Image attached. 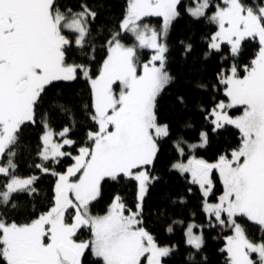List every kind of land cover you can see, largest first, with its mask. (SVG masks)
Listing matches in <instances>:
<instances>
[{
	"label": "snow or ice",
	"instance_id": "1",
	"mask_svg": "<svg viewBox=\"0 0 264 264\" xmlns=\"http://www.w3.org/2000/svg\"><path fill=\"white\" fill-rule=\"evenodd\" d=\"M180 0H129L127 14L120 27L131 33L134 42H121L120 33L108 40V56L95 79L89 76L85 65H69L65 56L72 41L65 32L75 34V44L84 47L90 34V19L96 12L87 5L82 10L61 11L55 0H0V157L7 150L8 160L0 165V175L8 178L0 191V205L12 203L13 193H34L38 177L20 178L14 175L15 152L11 150L18 141L21 126L33 121L34 110L45 86L58 80H72L77 71L91 79L98 130L89 132L90 147H82L75 163L65 173H55L54 205L46 213L28 223L8 222L0 216V260L5 264H84L86 253L102 259L103 264H142L147 254V264H161V258L172 251L160 247L142 226L141 202L148 186L156 178L147 166L151 165L159 151L157 140L169 135L168 125L158 123L156 100L172 79L166 69L167 46L158 42L166 36L171 22L179 15ZM210 18L218 25L211 37L209 48L219 50L222 41L231 45L233 55L238 54L241 42L246 38H258L260 48L244 67L245 75H238L237 66H231L230 74L222 75L225 94L230 103L223 101L210 110L213 131L225 125H235L242 134L240 146L231 152V158L222 155L216 163L192 157L187 163L177 162L173 168L190 173L192 182L199 184L203 195L212 193V171L218 170L223 193L215 204H205L210 218L221 226L231 227L234 235L227 237L226 251L229 264H256L251 258L257 254L258 264H264V241L254 243L237 223L238 216L261 226L264 231V7L254 8L241 0H223ZM209 0H197L195 9H188L197 18L204 16ZM163 18L158 33L141 22L142 17ZM188 50L191 45H188ZM154 49L150 60L140 65L138 51ZM142 67V71L138 69ZM119 82V91L114 85ZM243 106L238 117L228 115L226 109ZM42 137V161L55 160L70 155L61 149L74 142L63 139V144L52 141L48 130ZM69 129L59 133L64 137ZM199 144L207 143V132L200 134ZM186 143V142H184ZM176 143L179 154L183 148ZM44 173L49 169L36 165ZM77 173L79 179L74 180ZM138 182L137 211L126 209L119 196L114 197L108 212L93 216L90 202L97 199L101 181L116 180L120 175ZM15 207V205H12ZM128 211V215H125ZM75 213L72 223L66 214ZM87 227L91 239L78 241L77 230ZM195 225L186 230V242L201 249L203 235L193 233ZM171 231V227L169 228Z\"/></svg>",
	"mask_w": 264,
	"mask_h": 264
},
{
	"label": "trees",
	"instance_id": "2",
	"mask_svg": "<svg viewBox=\"0 0 264 264\" xmlns=\"http://www.w3.org/2000/svg\"><path fill=\"white\" fill-rule=\"evenodd\" d=\"M241 2L254 8L264 4V0ZM55 3L61 11L71 9L79 12L82 5H87L96 12L95 19H90V34L84 47L76 46L75 34L69 33L72 43L65 56L67 64L87 66L90 77L99 75L108 56L107 42L112 34L120 33L125 42L133 40L130 33L122 32L120 27L129 0H55ZM195 4L196 0H180L179 15L168 30L166 69L172 79L157 97L156 115L158 122L168 125L169 135L157 140L159 151L153 164L147 166L150 175L156 179L149 184L145 193L139 219L156 244L172 249L167 257H163L166 264H229L226 237L232 234V228L221 226L214 218L208 217L204 209L205 196L199 184L193 183L188 174L174 170L172 166L191 156L214 162L222 155L230 156L240 146L242 134L235 126L225 125L212 130L211 119L214 117H210V110L221 101L228 104L225 85L220 82L222 75L227 74L234 64L238 75H245L244 67L250 66L260 44L258 38L248 37L241 42L236 55L232 54L228 42H224L219 50H211L209 41L218 26L210 18L217 5H223V1L211 0L207 14L199 18L188 12V7ZM188 45H191L190 50ZM146 53H149L148 50ZM93 104L92 87L83 72L77 71L72 80L53 81L45 86L35 107L33 121H26L21 126L18 141L11 148L15 152L14 175L20 178L38 177L33 185L36 191L32 194L13 193L12 203L0 205V216L8 222L28 223L53 207L58 176L52 172H66L73 165L74 156L79 154L80 148L91 146L88 133L98 130V123L92 119L95 114ZM228 111L230 115L238 116L243 113V106L232 107ZM45 123L55 134L69 129L63 139L74 143L62 148L70 155L42 161L39 153L43 150ZM202 132L208 134L207 143L190 149L188 145L199 142ZM54 138L63 143L59 136L54 135ZM177 142L183 148L182 156L176 147ZM6 153L4 158H8ZM38 164H43L49 172L38 169ZM212 179L214 188L209 200L217 201L223 193V184L215 169ZM7 182L8 178L0 175V191L4 190ZM116 196L121 198L126 209L137 210V181L122 174L116 180L105 178L101 181L100 195L91 203V212L95 215L106 213ZM125 215H128V211H125ZM236 220L251 241H264V231L260 225L245 216H238ZM191 222L203 235V245L199 250L186 242V228ZM85 230L82 228L80 234L91 236L90 229ZM0 264L5 262L0 260ZM84 264H103V261L88 251Z\"/></svg>",
	"mask_w": 264,
	"mask_h": 264
},
{
	"label": "rangeland",
	"instance_id": "3",
	"mask_svg": "<svg viewBox=\"0 0 264 264\" xmlns=\"http://www.w3.org/2000/svg\"><path fill=\"white\" fill-rule=\"evenodd\" d=\"M223 1V0H222ZM211 5V0H209V6ZM220 7H223V6H225L224 4L223 5H220V4H218ZM197 7V0H196V4L195 5H190L189 7H188V9H195ZM259 7H264V4H262V5H259ZM217 11V9L215 10V12ZM189 12V11H188ZM214 12V13H215ZM213 13V14H214ZM127 14V13H126ZM207 14V9H206V11H205V14L204 15H206ZM213 14H212V16H213ZM211 16V17H212ZM160 19V20H159ZM141 22L143 23V24H147V25H149L151 28H153V29H155L158 33L161 31V28H162V26H163V18L162 17H158V16H149V17H142V19H141ZM171 25V24H170ZM170 25H169V27H170ZM218 26V25H217ZM169 27H168V30H169ZM168 30H167V34H168ZM217 31H218V29H217ZM216 31V32H217ZM122 32H125L124 30H122ZM215 32V33H216ZM69 33L70 32H65V35L69 38V40L71 41V38H70V36H69ZM167 34H166V36H163L162 38H159L158 37V42H161V43H164V44H166V46H167V49H168V42H167ZM130 35H131V37L133 38V36H132V34L130 33ZM210 41H211V39H210ZM210 41H209V43H210ZM121 42L122 43H124V44H127V45H131L133 42H134V39L132 40V41H130V42H125L124 40H122L121 39ZM224 42H227V41H222L221 42V45L224 43ZM148 50V54L146 53V51ZM212 50V49H211ZM154 49H148V48H144V49H140L139 51H138V57H139V62H140V65L142 66L143 65V63H146V62H148L149 60H150V58H151V56L154 54ZM166 55V54H165ZM69 65H71V64H69ZM139 71H142V67L141 68H139L138 69V72ZM227 74H230V70H229V72L227 73ZM97 77V76H96ZM96 77H91V79H95ZM240 77H243V76H240ZM91 79H89V81H90V84H91ZM91 87H92V85H91ZM92 91H93V89H92ZM114 91H116V92H118L119 91V82H117V84L116 85H114ZM94 97V96H93ZM228 103H230V100L228 101ZM236 106H241V105H234L233 107H236ZM226 111H227V113H228V115L229 116H231V117H233V118H235V117H238V116H241L242 114H240V115H238V116H232V115H230L229 114V111H228V109H226ZM34 118V117H33ZM158 123H160V122H158ZM160 124H163V123H160ZM233 126H235V125H233ZM48 130H51L49 127H48ZM52 132H53V130H51ZM46 132V131H45ZM62 132V131H61ZM45 134V133H44ZM54 135H57V136H59V138H62V140H63V138L65 137H61L60 135H59V133H54L53 132V135H52V141L54 142V143H59V142H57L56 141V139L54 138ZM67 135V134H66ZM201 141V140H200ZM200 141L199 142H197V143H195V144H199L200 143ZM63 144V143H62ZM179 147H181L180 145H179ZM63 152H65V153H69L67 150H65L64 148H62L61 149ZM7 151V150H6ZM77 155H79V154H77ZM77 155H75V156H77ZM74 156V157H75ZM192 157H194V156H191V157H189L188 159H186V160H180V161H177V162H182V163H187L188 162V160L190 159V158H192ZM229 159L231 158V155L230 156H227ZM196 158V157H195ZM7 160H8V158H4V155L2 156V157H0V165H4V164H6L7 163ZM218 161V160H217ZM217 161H214V162H208V163H216ZM154 162V161H153ZM176 162V163H177ZM74 163H75V161H74ZM73 163V164H74ZM176 163H174V164H176ZM153 164V163H152ZM151 164V165H152ZM149 166V165H148ZM172 169H174V170H177V169H175V168H173V166H172ZM177 171H179V170H177ZM218 171V170H217ZM180 172V171H179ZM65 173V172H64ZM219 173V172H218ZM185 174H188L189 175V178H190V180L192 181V177H191V174L190 173H185ZM212 175V174H211ZM79 176H80V173H77V175L74 177V178H72V179H74V180H78L79 179ZM58 182V181H57ZM138 183V182H137ZM197 184V183H196ZM210 195H211V193L207 196V197H205V200H204V209H205V204L207 203V204H215V203H217L218 202V200L217 201H211V200H209V197H210ZM222 195V194H221ZM221 195H219V197L221 196ZM145 196V195H144ZM219 197H218V199H219ZM98 198V197H97ZM144 199V198H143ZM93 202V201H92ZM92 202H90V204H89V210H90V213L93 215V216H102V215H105L106 213H104V214H98V215H95V214H93L92 212H91V203ZM142 203H143V201L141 202V207H142ZM109 210V209H108ZM137 210H133L132 212H136ZM207 213V212H206ZM75 215V213L73 212V213H70V214H66V217H65V220H66V222L67 223H72V216H74ZM207 215H208V217L210 218V215H209V213H207ZM211 219V218H210ZM237 221V220H236ZM238 223V222H237ZM189 225H195V223H193V222H191V223H189L188 224V226H187V228L189 227ZM196 226V225H195ZM242 226V225H241ZM82 228H86V230L85 231H87L88 230V228L87 227H82ZM82 228H80V229H78L77 230V233H76V239L78 240V241H87V240H90L91 239V236H88L86 233H83V234H80V231H81V229ZM187 228H186V230H187ZM233 230V229H232ZM90 233H91V231H90ZM193 233L194 234H196V235H200L201 234V231H197V226L196 227H194L193 228ZM232 235H234V231L232 232V234H230V235H228L227 237H229V236H232ZM77 236H79V238L77 237ZM247 236V235H246ZM227 237H226V244H227ZM248 238V237H247ZM187 239V238H186ZM249 239V238H248ZM250 240V239H249ZM261 241H259V242H254V243H260ZM188 244V243H187ZM158 245V244H157ZM189 245V244H188ZM158 246H160V245H158ZM160 247H169V246H160ZM170 248V247H169ZM250 258L254 261V262H256V264H258V256H257V254H255V253H252L251 255H250ZM141 260H142V264H147V254H146V256L145 257H142L141 258ZM161 264H166L164 261H163V258H161Z\"/></svg>",
	"mask_w": 264,
	"mask_h": 264
}]
</instances>
